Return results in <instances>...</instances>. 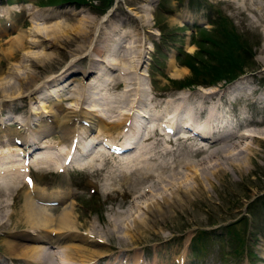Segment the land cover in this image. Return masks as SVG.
<instances>
[{"label":"rangeland","instance_id":"1","mask_svg":"<svg viewBox=\"0 0 264 264\" xmlns=\"http://www.w3.org/2000/svg\"><path fill=\"white\" fill-rule=\"evenodd\" d=\"M108 2L110 5L104 9ZM109 10L111 14L107 16ZM39 11H44V15L51 17L50 24L62 23L77 27L72 28V34H68V38L61 40L62 44L55 51V61L31 68V72L39 74V85L65 65L71 67V63H75L70 70L74 79L72 86L77 84V80H82L83 73L90 69L99 70L94 73L97 76L93 78L95 88L85 92L81 90L80 94L75 96L78 101H82L84 96H91L88 103L78 105V109L85 111L92 108L89 103L91 99L100 106H95V109L106 112L115 97L122 100L121 88L111 91L109 81L101 82L109 76L119 74L120 69L111 68L113 71H109L111 75L108 73L107 76L101 73L106 71V63L118 64L123 69L136 65L135 63L141 60L140 55L143 56V64L140 70L132 69L133 77L148 91L149 98L160 100V103L181 93L193 95L203 89L194 84L202 79L194 76V69L218 66L220 63H217L216 59L220 61L226 53L225 50H229L230 54L238 59L244 58V61H240L242 75L230 82L219 81L214 88L226 90L233 85L245 83L253 91V98L257 102L264 98V0H0V28L6 30L5 35H0V40H3L0 53L4 55L10 47L9 40L17 35L19 29L30 30L42 24V14ZM103 17L106 21L100 24ZM144 19L147 20V26H144ZM84 20L95 24L89 28L84 27L79 24L86 22ZM79 27L83 28V31L85 28L89 33L87 39L73 33L78 31ZM122 31L128 32L129 35H122V42L115 45L117 34L123 33ZM231 37L235 40H231ZM22 59L21 53L17 52L15 59L0 56V77L4 82L7 79L11 86L15 87L0 91V146L3 150L15 148V143L10 141L11 135L18 133L22 140L26 138L30 143L32 139H36L32 132L46 122L42 121L41 114L34 115L31 110L37 109L39 113L42 103L48 107L52 106L53 100L57 102L61 99L57 98L56 92L58 95L62 94L65 86L64 81L46 85L36 97L37 101H22L20 98L10 100L20 94L25 97L29 94L27 85L24 84L26 70L22 68ZM72 60L74 62H71ZM172 67L181 70L180 77L170 76ZM27 84L30 87L29 81ZM56 84L57 87H54ZM102 89L105 90L101 91ZM20 91L23 93L19 94ZM51 93L53 100L49 101ZM76 100L71 103L62 101L61 108L64 110L73 105L72 107L77 109ZM122 104L121 101L114 106H117V111L127 113ZM245 105L236 102L228 107L235 114L241 112L258 120L264 118V103L257 106ZM133 110L132 108L131 113ZM136 112L138 114L134 113L135 124L147 126L150 122L149 113L142 114L138 110ZM104 120L107 121V118ZM15 121L20 125L15 124ZM130 122L131 120L127 123ZM72 126L71 124L69 130L74 128ZM125 129L122 128L119 132L122 134ZM263 129L264 126L257 131ZM98 130L99 128L90 132L92 138ZM250 131L252 129L244 132L249 134ZM187 136V143L179 142L180 149H191L193 152L199 149L201 152L200 148L209 146L197 136ZM58 139V133H45L43 141L51 140L53 143ZM91 140L88 143L96 144L95 139ZM111 142L119 144L120 140L113 139ZM247 145L253 153L248 154L245 148ZM98 146L99 149L107 151L105 146ZM149 146L143 142L137 143V147L144 151ZM167 147L176 148L172 144ZM34 148L36 147L32 150ZM85 150H89V146H86ZM46 151H52L51 154L55 152L49 149ZM89 151L96 153L95 149ZM211 151L213 149L207 152ZM240 151L243 152L244 160L240 161L239 168L226 165L224 173L211 172L210 182L203 183L205 194L193 198L185 208L176 210L165 221L157 222L154 228L150 227L135 235L132 241L127 239L125 224H130L133 213L143 218V213L137 206L150 200L151 196L135 200L137 195L134 192L146 190L148 181L141 183L142 186H134L131 170L120 172L118 161L121 157L116 152L107 151L112 154H109L112 158L106 153L105 165L100 161L94 162L85 155L81 160L83 166L80 163L74 164L62 174L57 173L55 167L48 169L32 166L30 177L34 184L43 188L46 193L54 190L59 192L58 195L65 191L72 193L78 214L77 233L80 236L95 235L93 237L104 241L94 243L92 248L88 249H92L98 256L107 254L96 258L93 264H179L182 258L184 264H264V135H260L257 141H243L233 153ZM201 156L197 155L193 159L198 161ZM16 159V165L23 164L19 157L12 160ZM61 159L63 161L64 156L60 157ZM123 173L127 176L126 181L120 177ZM3 177L4 175L0 176ZM3 182L0 181L1 184ZM23 191L19 186L17 190L6 191L5 186L0 185V226L3 222L9 224L6 228L0 227V264H62L65 258L63 244L49 248L40 255L42 257L38 256V259H29L21 253L19 244L30 248L36 246L21 238L28 228L18 213L23 202ZM56 203H47V208H56L50 212L53 216H57L62 209L59 203L54 206ZM28 233L32 234L30 231ZM7 243L16 246L8 248ZM37 246L45 247L43 244ZM178 258L180 261H176Z\"/></svg>","mask_w":264,"mask_h":264},{"label":"bare ground","instance_id":"2","mask_svg":"<svg viewBox=\"0 0 264 264\" xmlns=\"http://www.w3.org/2000/svg\"><path fill=\"white\" fill-rule=\"evenodd\" d=\"M39 12L42 14L40 16L43 21L42 24L30 30L23 31V29H19L17 35L9 40L10 47L4 52V55L0 53V56L8 59H15L16 52L21 53L23 58L21 60L22 68L26 70V83L24 84L27 85L26 89L29 91L28 97L23 96L24 94H20L23 93L20 91V96L13 97L10 100L13 101L20 98L23 99L22 101H37L36 97L42 93L46 85L54 82L62 83L63 81L65 86L63 87L62 94H67V96L62 94L58 95V92H56L57 98H61L56 102L52 99V92L49 94V97L47 96L49 101L53 100L52 106L48 107L42 103L39 106V113L36 111L37 109L31 110L34 115L41 114L42 121L46 122V124L38 126V129L32 132L33 135H36V139H32V143L23 136L24 139L22 140L20 138L21 136L15 133L16 136H10V141L14 143V141L20 140V147L14 144L15 148L3 150L0 146V175H4L3 178H0V181H4L2 184L0 183V185H4L6 191H12L13 189L17 190L18 186L24 190L23 195H21L23 202L20 204V212L18 213L20 218L25 221L24 223L28 225V228L27 233L22 235L21 238L30 242L31 245H36L34 248H30L19 244L18 247L22 248L21 253L25 254L24 257L29 259L37 258L49 248H56V245L63 244L65 245V258L62 260V264H91V262H94L99 256H105L107 254L103 253L98 256L92 249L89 251L88 249L92 248L91 246L94 245V243H103L104 241L93 237L95 235L91 237L80 236L77 233L78 214L75 210L76 204L72 198V193L65 191L62 195H58L59 192L57 190L46 193L43 188H38L31 179L25 181L24 175L26 170L30 171L31 166L48 169L55 167L56 171L60 172L65 169V166H63L64 164L61 163L62 159L60 160V157L67 156L69 161L71 156L70 152H72L73 149H77V152H80V148L83 150L85 146H89V150L95 149L96 151L95 154L89 151L91 154H89L88 157L91 158L92 161H100L102 165H105V156L108 152L99 149L100 147L98 145L105 140H109V142L113 141V139L123 140V145L128 144V148L130 147V149L127 151L125 150L126 148L123 150H116L123 152V154L120 153L121 158L119 159L120 161H118L121 166L120 172H124L125 169H129V172L131 170V176L134 175V180L132 182L134 186L148 181L146 190H143V192H137L138 190L134 192L135 195H137L135 200H141L140 198L151 196L150 200L146 201V199V202H142V204L137 206L139 210L142 211L143 218H139V216H135V213H133L130 224H125V232L128 238H124L132 241L135 235L143 233L150 227L154 228L153 226L157 222L165 221L176 210L180 211V209L185 208L193 198L205 194L206 190L203 183L210 182L209 174H211V172H215V174L224 173V167L226 165L240 167L239 163L243 159V152L233 153V150L243 141L248 139L257 141L260 135H264V129L257 131L264 126V118L258 120L251 115L242 114L239 110L240 113L235 114L228 106L236 102L239 104L245 103L246 105L260 104L264 103V98L257 102L253 98L254 93L250 87L245 83H239L226 90L206 88L200 89L199 92L193 95L187 92L181 93L172 99H166L164 103H160V100L156 101L154 98H149L148 91L142 88V84L137 81L136 77H133L134 71H132V69L140 70L143 64V56L141 57L140 55L141 60L135 63L136 65L123 69V67L118 64L106 63V71L101 73V75L107 76L113 71L112 69H120L119 74L109 76L107 80H101V82L104 83L109 81L111 91L121 88L120 97L122 100L115 97L116 102L113 100L111 104H107L108 108L106 112L102 111V109H95V106H100L96 105L91 99L89 103L92 108L85 111L82 108L78 109V105L88 103L91 96L88 98L84 96L82 101L76 100L77 97L75 96L80 94L81 90L85 92L86 90H93L95 88V79L93 78L97 77L95 74L99 72V70L90 69L88 72L83 73L82 80H77V84L72 86L74 79L72 78L70 70L75 63H71V67L68 68V66L65 65V67L60 69L56 74L46 79L42 85H39L37 81L39 79V74L31 72V68H34L38 64L43 65L47 62L50 63L51 61H55L54 55H56V49L62 44L61 40L63 38L66 39L69 37L68 34L72 32L73 28L70 25L67 26L62 23L50 24L51 21L49 20L51 17H47V14L44 15V11ZM101 20L100 24L106 21L104 17ZM145 20L146 19L143 21L144 26H147L148 23L145 22ZM81 21L83 22V20ZM82 22L79 24L87 28L95 24L94 22ZM5 32V28H0V35H5ZM73 33L84 39H87L89 35V33L85 31V28L83 31L81 27H79L78 31H74ZM124 34L129 35L128 32L117 34L118 41L115 40V45L122 42V35ZM143 39L144 38H142V40ZM2 41L0 40V47H2ZM144 52L142 53L143 55ZM74 60L76 61L77 59L75 58ZM74 60L71 62H74ZM171 70H173L170 74L171 77L178 78L181 76V70L178 71L175 67ZM6 81L4 82V79L0 77V91H5L8 87H12L10 81ZM28 81L31 84L29 85L30 87H28ZM54 87H57V84ZM12 88L15 87L13 86ZM103 90L105 89L101 91ZM74 100L78 101L76 105L77 109L72 107L73 105L71 108H66L64 110L61 108L60 103L62 101H69L71 103ZM120 100L123 102L122 106L126 107L125 110L127 113L125 111H117V106H114V104L121 102ZM132 108L134 109L133 113H131ZM136 110L140 111L142 114L149 113L150 122L147 123V120L145 121L148 124L147 126L135 124L134 118H136V115L134 113L138 114ZM103 117L107 118V121H105ZM129 120H131V122L128 127H126V123ZM176 120L183 123V126H186V128L182 126L179 128L180 130L175 133L171 130H163L162 123L171 125L169 127L173 129L174 127L172 124L175 123ZM15 124L20 125V123L16 121ZM71 124L73 125L72 127H74L72 129L73 131L69 130ZM23 126L26 125L23 124ZM188 127L192 129L188 130ZM98 128V132L94 138H92L90 132ZM122 128H127L128 130H125L124 133L121 134L119 130ZM46 129L48 131H46ZM247 129H252V131H250L251 133L248 132L249 134H246L244 131ZM45 133H58V141L53 143H51V140L43 141ZM191 133H197L198 138L202 142H207L209 146L205 149L200 148L201 152H199V149H196L198 151L194 152L191 149H180L178 145L179 142L184 144L187 143V135ZM114 134H116V136H113ZM75 137H77L79 141L77 147L71 144ZM79 137L81 139H79ZM93 139H95L96 144H93V142H90L93 145L88 143L90 140L94 141ZM115 142L111 143L115 144ZM139 142L149 144L150 146L144 151V149L137 147V143ZM170 144L176 146V148H168L167 146ZM33 147L36 148L32 150ZM187 148L190 147L187 146ZM245 148L246 151L249 152L248 154L253 153L249 145ZM47 149L55 150V152L51 154L52 151L47 152ZM209 149H213V151L207 152ZM126 153H128V155ZM124 154L126 155L124 156ZM82 155L83 153L78 154V156ZM197 155H202L201 159L198 161L193 159ZM10 157L12 158L10 159ZM14 157L23 158V160L27 158L30 159V162L24 161V165H16V161L14 162L12 160ZM179 157H182V159ZM81 160L82 159L77 158L76 163L78 165L82 164L83 166L84 164L81 163ZM120 177L125 181L127 180L125 179L127 177L125 173ZM132 191L133 190H131V192ZM155 195H159V197ZM7 196L10 197L11 195ZM6 201H8V199ZM51 202H57L62 207L61 212L57 216L50 214V212L56 208H47V205H45ZM14 213H16V211ZM129 215H131V213ZM6 222L8 223V221ZM8 226L9 224L3 222L0 227L6 228ZM28 231H30V233L32 232V234L29 235ZM38 244H43L45 247L40 248L37 246ZM7 245L8 248L16 246L11 245V243H7ZM176 261H180V258ZM184 263L182 258L179 264Z\"/></svg>","mask_w":264,"mask_h":264},{"label":"trees","instance_id":"3","mask_svg":"<svg viewBox=\"0 0 264 264\" xmlns=\"http://www.w3.org/2000/svg\"><path fill=\"white\" fill-rule=\"evenodd\" d=\"M108 5H110L109 2L104 9H106ZM230 39L235 40L234 37H231ZM225 52V54L222 53L223 56L220 61L216 59V62L220 63L218 66H210L209 68L197 67L194 69V76L199 79L202 78L201 81H196L194 84L203 87L214 86L219 81L229 82L242 73L240 61H244V58L242 57L241 59H238L237 56L231 55L229 50H225ZM221 64H224L225 66Z\"/></svg>","mask_w":264,"mask_h":264},{"label":"water","instance_id":"4","mask_svg":"<svg viewBox=\"0 0 264 264\" xmlns=\"http://www.w3.org/2000/svg\"><path fill=\"white\" fill-rule=\"evenodd\" d=\"M111 12V11H110ZM110 12L108 14H110Z\"/></svg>","mask_w":264,"mask_h":264}]
</instances>
